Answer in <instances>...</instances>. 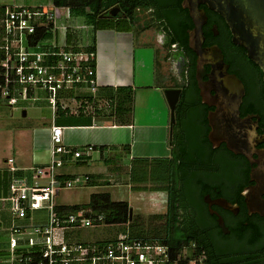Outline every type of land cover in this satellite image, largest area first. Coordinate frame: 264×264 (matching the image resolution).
I'll return each mask as SVG.
<instances>
[{
  "label": "flooded vegetation",
  "instance_id": "af4514ba",
  "mask_svg": "<svg viewBox=\"0 0 264 264\" xmlns=\"http://www.w3.org/2000/svg\"><path fill=\"white\" fill-rule=\"evenodd\" d=\"M182 1L67 0L66 7H82L88 13L96 8L98 25L129 24L128 30L138 36L148 35L147 31L156 24L157 39L167 45L168 51L171 46L170 52L176 53L178 59L180 80L172 88H179L180 94L168 142L172 153L176 151L179 156L178 194L189 201L183 228L193 234L201 264H264L263 73L245 48L232 42L224 18L202 3L198 7L204 10L205 20L201 24L200 47L197 46L195 23ZM83 20L90 26L89 33L115 30H93L84 17ZM194 46L202 51L218 47L222 63L212 64L216 59L208 55L205 58L209 61L197 69ZM226 72L243 85L239 101L219 96L215 89L222 84ZM212 73L216 78L207 97L209 104L203 101L199 84L206 85ZM234 110L240 133L228 136V141L217 131L209 136V116L218 124L222 114H232Z\"/></svg>",
  "mask_w": 264,
  "mask_h": 264
},
{
  "label": "built area",
  "instance_id": "2783aa9c",
  "mask_svg": "<svg viewBox=\"0 0 264 264\" xmlns=\"http://www.w3.org/2000/svg\"><path fill=\"white\" fill-rule=\"evenodd\" d=\"M54 31L51 9L0 4V105L12 110L21 100H38L34 93L40 90L46 94L44 100L53 117L59 110L92 115L89 101L72 98L70 102L61 94L73 86H84L91 94L96 93L99 85L95 75V51L90 46L58 44L52 41ZM49 40L51 43H46ZM62 130V126L52 122L50 160L47 165L34 169L36 176L32 181L16 175L18 168L13 157L6 158L5 166L0 168L10 173L8 192L0 193V224L2 212L12 218L8 227V249L4 255L0 252V264H201L195 254V242L174 250L159 241L131 238L126 223L106 224L103 215L85 217L81 211L58 213L54 199L59 189L72 187L83 179L77 175L59 178L56 167L62 163L63 156L87 157L95 149L93 145L82 149L65 146ZM45 174L49 179L40 184L37 177ZM41 208L48 209L47 224L13 222ZM102 226L118 229L108 237L76 235L84 228L95 230ZM23 247L28 251L17 253V249Z\"/></svg>",
  "mask_w": 264,
  "mask_h": 264
},
{
  "label": "crops",
  "instance_id": "0c3cea01",
  "mask_svg": "<svg viewBox=\"0 0 264 264\" xmlns=\"http://www.w3.org/2000/svg\"><path fill=\"white\" fill-rule=\"evenodd\" d=\"M86 38L84 39L86 45L95 51L94 66L99 85L98 90L91 94L84 86H73L61 95L69 101L72 98L89 101L93 114L74 115L59 110L55 117L50 118V122H43L42 127L26 130L22 134L24 141L22 149L18 152L16 150L10 156L0 155V168L5 166L6 158L13 157L18 168L16 174L27 177L29 182L32 181L36 176L34 169L47 165L50 160V128L54 121L63 127L62 142L65 146L82 149L85 145H93L95 148L87 157L75 158L72 155L62 157V163L55 169L56 175L64 179L77 175L83 180L72 187L59 189L54 199L56 207L87 204L91 194L107 193L112 201L128 202L132 213L135 211L143 213L147 210L152 215H163L167 211L168 194L163 190L150 194L148 190L130 187L133 179L132 166L130 165L137 160L143 163L149 159L166 160L169 157L170 112L166 108L159 109L157 115L159 121L152 124H137L136 116L132 114L119 119L116 108L117 98H119L117 94L121 95L119 89L124 86L134 89V86L113 82L117 76L108 79L103 72L96 41L91 42ZM169 48H171L169 51H173L171 46ZM177 83L173 82L171 87L177 86ZM136 90L134 89L135 93ZM39 129H42L41 133H39ZM152 136L155 137L154 140ZM39 139L44 142H40ZM86 177L88 180H84ZM9 179L10 173L1 170L0 186L4 194L8 192ZM48 179L49 176L46 174L37 177L40 184L47 183ZM63 191L64 200L60 201L59 197ZM78 211H81L85 216L86 210ZM27 217L28 220L33 219L34 221L30 224L45 225L48 222V209L41 208L31 211ZM105 226L95 230L84 228L75 234L78 237L97 234L108 237L118 229ZM122 226L119 230H122Z\"/></svg>",
  "mask_w": 264,
  "mask_h": 264
},
{
  "label": "rangeland",
  "instance_id": "374dc122",
  "mask_svg": "<svg viewBox=\"0 0 264 264\" xmlns=\"http://www.w3.org/2000/svg\"><path fill=\"white\" fill-rule=\"evenodd\" d=\"M0 4L44 6L46 9H51L55 27L52 41L54 40L58 44L64 43L67 32L71 34L73 45L79 48L87 46L85 37L91 42L96 41L104 75L108 79L117 76L113 82L131 84L134 89H137L136 93L133 92V102L129 111L136 116L137 124L158 122L159 109L166 108L169 111L164 90L172 88V83H177L180 80L178 78V59L176 53L168 51L167 45L157 39L156 24L147 31L148 35L138 36L133 30H100L98 33L86 32L84 37L85 31H89L90 26L85 24L83 17L75 15L68 7L54 6L52 0H0ZM46 43H51V40ZM110 80L112 81V79ZM34 96L39 99L35 101L21 100L12 110L6 105H0V155L10 156L16 150L18 152L24 145L22 134L26 130L40 128L43 122H50L52 111L48 102L44 100L45 94L37 90ZM161 101L163 102L161 103ZM22 110L26 111V116L22 115ZM38 131L41 133L42 129ZM152 139L154 140L155 137ZM39 141L44 142L41 139ZM168 153L170 157L174 158L173 163L168 164L164 160L157 159H149L143 163L137 160L131 163L133 179L130 187L148 190L150 194L163 190L168 194V197L169 195L173 196L176 199L178 220L185 223L187 222L189 201L178 194L177 161L179 156L176 155V151L172 153L169 150ZM171 167L173 172H171ZM63 195L64 191L59 197L60 201L64 200ZM1 218L0 252H3L4 255L8 249V227L11 225L12 218L5 211L2 212ZM13 222L17 225H33L30 223L34 221L25 217L13 219ZM165 223L164 218L153 217L147 210L143 213L133 212L134 235L159 241L167 234ZM27 251V247L17 249V253H26Z\"/></svg>",
  "mask_w": 264,
  "mask_h": 264
},
{
  "label": "water",
  "instance_id": "95a60500",
  "mask_svg": "<svg viewBox=\"0 0 264 264\" xmlns=\"http://www.w3.org/2000/svg\"><path fill=\"white\" fill-rule=\"evenodd\" d=\"M200 3L206 4L208 8L214 10L224 18L231 32L232 42L245 48L247 56L262 70L264 81V0H183V6L188 8L189 14L194 20L195 28L193 33L196 37V45L199 47L202 40L201 24L205 20L204 10L198 7ZM114 12V10H111V13ZM197 46L192 47L198 55L197 69L202 66V63L209 61L205 58L208 55H213L216 59L213 62L211 61L212 64L216 63L217 65L222 63V56L218 47L211 48L209 51H202ZM209 77L206 85L199 84V86L203 101L210 104L207 97L209 96V90L213 89L211 83L214 82L216 75L212 73L209 74ZM197 80H200V78L197 77ZM222 80L223 82L218 86V89L215 88L218 90V95L229 96L239 101L244 92L241 81L235 76L227 74V72L224 74ZM179 94V88L164 90L165 100L170 112V122L174 119V108ZM25 114V110H22V115L25 116ZM238 120L236 110L232 114H222L218 124L209 116L211 126L209 136L217 131L223 140L228 141V136L240 133ZM262 139L264 140V134ZM231 149L235 150L233 147ZM131 215L132 210L130 208L129 218H131Z\"/></svg>",
  "mask_w": 264,
  "mask_h": 264
},
{
  "label": "trees",
  "instance_id": "16d2710c",
  "mask_svg": "<svg viewBox=\"0 0 264 264\" xmlns=\"http://www.w3.org/2000/svg\"><path fill=\"white\" fill-rule=\"evenodd\" d=\"M52 3L56 7H66L67 0H52ZM75 15L82 16L85 18L87 24L93 26V30H98L107 28V29H115V30H128L129 24H112V23H104L102 25H98L97 22V11L96 8H91L90 13L86 12L85 8L78 7V8H69ZM65 43L67 45H73L71 34L67 32L65 34ZM91 49H93L91 47ZM118 90V87L116 88ZM121 91V95L117 94L119 98L117 103V114L118 118L126 115H130L131 110L130 105L133 102V92L134 89L131 87H121L119 89ZM122 103V104H121ZM59 113V111L56 112ZM130 113V114H129ZM75 121V120H74ZM79 122V121H78ZM81 123V122H79ZM158 160V159H157ZM174 158L168 157L165 162L173 163ZM17 173V171H16ZM17 175V174H16ZM1 189V187H0ZM1 194H4L2 190H0ZM176 199L169 195L168 203H167V211L163 215H153V217H161L165 220V225L167 228V234L159 240V242L169 245L171 249L180 250L183 247L188 246L191 242H195V238L192 233L188 232L187 229L183 228V224L181 221L178 220V215L176 213ZM55 210L60 214H67L71 212H75L78 210H86L85 216L88 217H95L96 215H103V222L106 224H121L126 223L128 227V235L131 238H138L142 240H152L151 238H146L144 236H137L134 235L132 224H133V213L131 218H129V204L126 201H112L109 198L107 193H94L91 194L90 200L87 204L83 205H70V206H57ZM181 223V224H180ZM195 254L198 255V251L195 248ZM207 264H210L207 262Z\"/></svg>",
  "mask_w": 264,
  "mask_h": 264
}]
</instances>
